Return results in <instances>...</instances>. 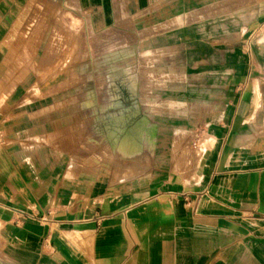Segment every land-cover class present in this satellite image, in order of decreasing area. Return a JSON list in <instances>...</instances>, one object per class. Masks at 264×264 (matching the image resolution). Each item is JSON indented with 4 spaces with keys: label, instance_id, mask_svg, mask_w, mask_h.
<instances>
[{
    "label": "crops",
    "instance_id": "0c3cea01",
    "mask_svg": "<svg viewBox=\"0 0 264 264\" xmlns=\"http://www.w3.org/2000/svg\"><path fill=\"white\" fill-rule=\"evenodd\" d=\"M70 17L93 49L100 34L121 32L145 55L203 74L190 100L210 107L171 118L204 138L197 165L133 177L118 192L104 168L91 180L67 176L69 151L84 146L68 149L55 101L29 96L33 81H20L51 71L67 48H45L38 66L20 58H35L53 24L67 32ZM263 29L264 0H0V264H264ZM53 133L59 144L43 142Z\"/></svg>",
    "mask_w": 264,
    "mask_h": 264
},
{
    "label": "rangeland",
    "instance_id": "374dc122",
    "mask_svg": "<svg viewBox=\"0 0 264 264\" xmlns=\"http://www.w3.org/2000/svg\"><path fill=\"white\" fill-rule=\"evenodd\" d=\"M39 11L42 12V8L37 9ZM36 25L38 27V20ZM51 27V38L47 42L36 41L35 58L28 57L24 50L21 66L28 62L36 66L44 64L45 48V52L51 50L52 54L67 48L66 55L58 54L53 58L51 71L21 73L20 81H33L29 96L55 101L50 106L53 118L55 115L67 119V136L62 140H66L68 149L72 150L76 141L84 146L85 152L80 155L69 151L67 176L91 180L104 168L108 188L118 192L130 189L133 177L153 175L172 165L179 171L187 161H194L196 165L200 162L204 138L186 130L189 125L185 120L171 118L173 115L192 118L193 113L210 107L204 99L190 100L198 93L193 88L194 82H202L203 74L191 72L178 58L177 61L162 59L155 52L145 55L138 42L125 41L121 32L100 34L93 49L92 40L76 32L73 18L67 23V32H60L58 24ZM260 46L264 48V40L260 41ZM81 47L83 56H75ZM261 76L260 80L264 74ZM71 98H74L73 103L61 105ZM75 98L80 103L76 104ZM113 99L122 104L112 106ZM124 108L130 114L126 120L122 115ZM109 112L115 113V117L111 115L113 121H103ZM92 113L93 122L90 121ZM81 114L89 118V122L76 121ZM190 123L197 124L192 120ZM98 124L100 132L96 130ZM60 140L61 137L53 133L43 142L57 145ZM125 149H130V153L125 154ZM95 155L100 156V163L93 167L85 163ZM123 178L127 181L118 184Z\"/></svg>",
    "mask_w": 264,
    "mask_h": 264
}]
</instances>
